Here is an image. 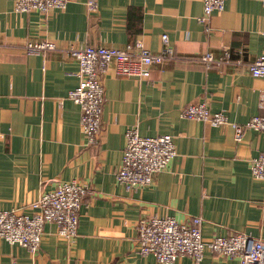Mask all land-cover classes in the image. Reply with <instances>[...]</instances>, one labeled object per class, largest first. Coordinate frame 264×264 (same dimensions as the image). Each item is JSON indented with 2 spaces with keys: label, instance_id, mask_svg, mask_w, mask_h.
Instances as JSON below:
<instances>
[{
  "label": "crops",
  "instance_id": "1",
  "mask_svg": "<svg viewBox=\"0 0 264 264\" xmlns=\"http://www.w3.org/2000/svg\"><path fill=\"white\" fill-rule=\"evenodd\" d=\"M0 0V209L32 213L59 181L89 188L78 235L68 240L55 222L45 224L41 247L31 252L0 238V264H161L138 252V223L154 215L181 222L201 216L204 239L246 232L264 240V181L251 160L264 151V131L247 129L242 141L229 125L181 116L190 103L207 101L231 122L264 114V76L248 63L264 51L262 0H227L207 25L203 0H69L47 14L16 12ZM168 33L177 57L151 66L147 78L104 76L106 102L97 144L80 126V105L68 97L79 83L70 46L125 47L141 39L152 51ZM55 41V49L28 53L29 41ZM242 63L209 67L193 56L225 50ZM171 134L177 155L150 185L128 190L118 182L125 132ZM174 264H196L190 256ZM201 264H240L206 248Z\"/></svg>",
  "mask_w": 264,
  "mask_h": 264
},
{
  "label": "built area",
  "instance_id": "2",
  "mask_svg": "<svg viewBox=\"0 0 264 264\" xmlns=\"http://www.w3.org/2000/svg\"><path fill=\"white\" fill-rule=\"evenodd\" d=\"M227 0H203V14L199 20L207 25L214 11H222ZM264 3V0H262ZM69 0H16V12H38L47 14L54 9L67 8ZM90 12L98 10V0H87ZM161 51H152L141 39L125 47L87 44L70 46V55L79 64V83L68 97L80 105V126L90 145L99 141L103 127V113L106 102L105 74L113 70L118 75L147 78L151 66L163 64L167 59L177 57L168 33L162 36ZM52 40L29 41L28 53L55 49ZM1 49V44H0ZM204 62L208 68L226 62L242 63V58L233 59L226 49L223 56L208 51L192 57ZM248 69L253 76H264V51L252 62ZM181 116L201 120L213 126L229 125L234 128L235 139L243 140L247 129L264 131V114L252 116L245 123L231 122L223 111L214 112L207 101L190 103L181 110ZM177 146L171 134L144 136L138 125L129 126L125 132V146L122 164L116 171L118 182L128 190H138L150 185L155 176L167 168L177 155ZM252 174L264 181V151L251 160ZM89 188L77 180L59 181L52 190L43 193L27 213L16 209H0V238L12 244H20L31 252H38L43 240L45 224L55 222L59 234L68 240L78 235L80 212ZM203 218L193 216L181 222L174 216L154 215L141 218L138 223L137 245L142 255L153 254L161 264H174L181 256H190L196 264H201L206 248L230 258H239L240 264H264V240L246 232H234L227 236L216 235L204 239Z\"/></svg>",
  "mask_w": 264,
  "mask_h": 264
}]
</instances>
